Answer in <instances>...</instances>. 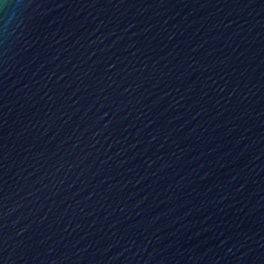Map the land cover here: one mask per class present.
<instances>
[{
    "label": "water",
    "instance_id": "water-1",
    "mask_svg": "<svg viewBox=\"0 0 264 264\" xmlns=\"http://www.w3.org/2000/svg\"><path fill=\"white\" fill-rule=\"evenodd\" d=\"M0 264H264V0H0Z\"/></svg>",
    "mask_w": 264,
    "mask_h": 264
}]
</instances>
